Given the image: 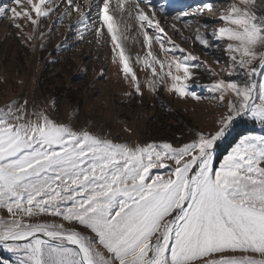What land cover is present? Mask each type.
Returning a JSON list of instances; mask_svg holds the SVG:
<instances>
[{"label": "snow or ice", "instance_id": "obj_1", "mask_svg": "<svg viewBox=\"0 0 264 264\" xmlns=\"http://www.w3.org/2000/svg\"><path fill=\"white\" fill-rule=\"evenodd\" d=\"M13 2L0 7V18L33 51L44 48L53 16L61 25L74 19L79 39L91 34L97 45H111L127 97L143 99L145 88L155 95L162 87L181 99H215L224 110L214 131L196 130L174 145L118 142L111 133L60 122L49 111L55 101L30 106L13 99L0 107V248L15 258L0 264H264V135H244L222 159L217 155L238 120L264 128V0H230L211 37L208 24L194 28L205 49L219 47L212 39L226 44L227 75L240 77L212 71L208 97L188 84L199 57L167 36L163 4ZM214 10L209 3L171 18L187 28ZM133 26L147 49L136 56L147 72L143 82L122 42Z\"/></svg>", "mask_w": 264, "mask_h": 264}, {"label": "rangeland", "instance_id": "obj_2", "mask_svg": "<svg viewBox=\"0 0 264 264\" xmlns=\"http://www.w3.org/2000/svg\"><path fill=\"white\" fill-rule=\"evenodd\" d=\"M153 3L157 7L163 4L167 9V15L159 16L167 36L199 57L198 61L192 62L199 63L201 67L193 69L194 78L188 81L191 90L200 97L211 96L205 85L212 82V71L225 79L240 80L238 76L227 75L229 60L224 42L212 39L211 43L219 44V47L205 49L194 38L197 24H208L206 34L211 37L212 29L221 26L219 12L228 7L230 0H153ZM209 3L215 10L195 17L191 27L186 28L181 21L171 18L183 11L195 12ZM4 6L15 5L13 0H0V7ZM58 19V16H53L45 28L44 48L37 47L33 51L21 42L11 22L0 18V107L13 99H27L30 106L33 103L50 105L55 101V109L49 108L54 119L111 133L118 142L155 141L178 145L189 141L196 130H215L216 121L224 110L219 101L181 99L162 87L155 95L145 88L143 99L127 97L125 92L130 90L129 85L112 63L111 45H97L91 34H87L86 39H79L74 30V19L65 20L63 25L58 23ZM70 24L73 25L72 30L68 27ZM173 24L183 35L171 27ZM27 30H31L30 24ZM128 35L129 38L122 42L131 57V66L143 82L147 72L140 70L136 56H143L147 49L135 26ZM153 51L163 57L155 43ZM251 124H254L251 128L253 134L264 135V128L249 118L238 120L233 131ZM125 127H130L132 134L125 132ZM2 254V260L15 259L5 250Z\"/></svg>", "mask_w": 264, "mask_h": 264}, {"label": "trees", "instance_id": "obj_3", "mask_svg": "<svg viewBox=\"0 0 264 264\" xmlns=\"http://www.w3.org/2000/svg\"><path fill=\"white\" fill-rule=\"evenodd\" d=\"M253 127H254V124L253 125L251 124L247 128L246 127H242L241 129H237L235 132L232 131L230 136L225 141H223V143L219 144V146L217 148L218 157L219 158H223V156L226 155L227 152L230 151L231 148L234 147L236 143H238L239 139L242 136H244V135H255V134H253V131L251 129ZM2 251H3V249L0 248V260H2V258H3Z\"/></svg>", "mask_w": 264, "mask_h": 264}, {"label": "bare ground", "instance_id": "obj_4", "mask_svg": "<svg viewBox=\"0 0 264 264\" xmlns=\"http://www.w3.org/2000/svg\"><path fill=\"white\" fill-rule=\"evenodd\" d=\"M127 44V43H126ZM136 49V48H135ZM129 52H131V51H129ZM130 54H132V53H130ZM136 55V54H135Z\"/></svg>", "mask_w": 264, "mask_h": 264}]
</instances>
